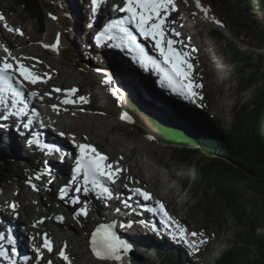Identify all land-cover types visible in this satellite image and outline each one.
Segmentation results:
<instances>
[{"label": "rangeland", "instance_id": "1", "mask_svg": "<svg viewBox=\"0 0 264 264\" xmlns=\"http://www.w3.org/2000/svg\"><path fill=\"white\" fill-rule=\"evenodd\" d=\"M40 1L44 5L46 11L45 14L47 16V26L45 31H39L40 25L37 20L28 18L23 6L16 4L13 0H0V14L2 10L8 11L11 20V22L7 24L10 27L22 29L28 37L22 39L17 33H10L5 28L4 30H6V32H8V34L15 40L21 38L22 40L27 41L31 37H34L40 39L39 41L41 42L51 43L55 41L57 34H59V20H61L64 26L62 29L64 36L62 51L59 54H54L52 52L51 54L50 52L43 53V51H39L38 55L35 54L36 56L33 57H29L27 54L23 56L20 54L18 56H21L20 58H23L24 61L30 65L36 64L37 71L43 73L49 72L51 77L53 74V78H51L50 81H55L51 84L50 89H52L53 86V89L56 88V86H62L63 89L71 88L73 86L76 88L80 87L78 89L80 91L82 90V94H78L84 96L88 95V97L90 94H98V96L105 95L106 97H109V94L113 95V90L118 93V97L121 99V105L130 113L135 126H128L118 121L117 114L119 113V107L116 106L115 101L112 102L110 99V102L107 101L106 103L104 102L105 104H101L102 102L96 98L97 100H95V102H97L98 110L101 111L99 115L96 116L100 117L101 122L103 119L105 121H103L104 123L109 124L110 133L108 135L117 139L124 145L122 148L123 151L133 153L136 144L139 143L142 146L143 150L140 154H134L132 159L129 158L132 167L135 165L140 167L139 169L135 168L134 173L142 172L143 177L141 178L143 181H140L142 183V188L145 187V190L159 193V195L164 198V202L168 204L169 208L175 213V216L179 218L178 220H185L187 226L185 225L184 228H186L187 233H189L186 240L193 242L190 244L182 241L173 233L171 235L176 238L172 237L169 234L171 231L170 229H165L168 230L169 233L163 230V223L162 221H159V217L154 216L147 220V217L141 213L139 214V217L145 221L144 226L146 227L145 235L142 236L145 245L134 242L132 243L130 241V243L136 246V249L133 251L135 252V255H132L131 258L127 259V264H160L159 253L163 251L162 249L167 247L161 246V243H164L165 240H170L171 244L178 247L180 255H184L181 250L186 252L183 260L185 264H215L219 254L222 253L223 250L229 248L233 239L234 229H221V227L224 226L225 221H228L230 225L229 215L222 206L211 203L208 199V193L198 184V172L195 167L203 158L200 155H196L190 164L179 162L175 159L176 147L164 139L156 122L152 118V114L149 112L154 110L156 106H154L153 103H155L161 104V106H164L171 112L181 115L188 119L189 122L197 126H203V128H208V126L213 123L212 120L217 122V125L223 127H229L234 122L233 107L240 99L239 85L241 84V81L239 78H236L232 65L228 63V55L224 49L223 43L213 38V35L209 34V32L210 30L213 31V29L219 31L224 40L231 42L241 52L252 57V63L259 65L264 71V44L259 41V37L256 35L249 36L242 32L235 31V29L231 28L226 23V20L221 16L219 11L220 5L238 4L243 2V0H201L202 5L210 9L207 18L198 8L195 9L196 12L198 11L197 14L199 15L197 18L200 19V21H197V30H194L189 26L185 31V35L188 38L190 37V48L197 49L196 63H198L199 68L196 77L198 82L203 85L202 91L205 96V102H203L201 106L191 103L193 107H190L191 105L188 101L184 102L182 100L180 103L190 110L191 113L184 109H178L179 106L177 107L176 104L172 103L173 101H179V99L176 98L177 96L171 94L170 98L161 87L156 85V83L158 84V79H155L152 74H149L148 72L145 73L140 66H136L132 62L127 64L123 59L125 57L123 53L121 54V52L118 51L107 52V50L98 48V46L96 47L94 44V34L96 32L93 33L88 31L89 28L92 26L94 27L95 22L93 18L87 17L86 12L84 11L85 6H87L85 2H88V0ZM189 1L191 2V0ZM115 2H117V0H113L111 5ZM111 5L109 9H113ZM106 8L107 7H104L102 10H105ZM105 11H107V9ZM262 14L263 13L258 10L251 11L253 19L261 17ZM53 15L57 17V19H52ZM213 18L220 21V23H215ZM50 25H54L53 31L50 29ZM37 60L42 61L43 63L38 64L36 63ZM55 67L63 70L65 73L70 72L76 74L77 78L82 80L87 78H84L85 76L79 74L80 70L84 72L83 68H87L88 71L92 72L93 75L97 74L98 77L96 80L88 77L87 81L89 80L93 85L91 84L90 87H83L80 83L68 82L66 79L67 74L56 76V74H54ZM95 72H98L99 74ZM106 73L114 74L118 81L112 80L111 84L105 83V76H107ZM99 79L101 81L100 83ZM65 81L70 84L63 85ZM126 82L128 83V86L126 87L129 88L124 87V83ZM99 91H102L103 94ZM50 92L52 91L50 90ZM135 97L143 99L142 104L140 103V110L137 114H134L132 111V101ZM186 104H189L190 106ZM103 111H105V113H103ZM62 112L63 110L60 108L58 118L64 117ZM64 121H66L68 126H74L72 120L65 119ZM53 130L51 129L50 131L49 129V132L59 137L58 132H55L58 131V129L55 131ZM101 131L104 132V129H101ZM15 134L16 138H18V136L21 138L19 133ZM149 136L154 137L155 140L149 142ZM84 137H87L86 141L84 140ZM19 138L17 139L18 146H22L23 148L25 146V141L22 139L19 140ZM81 140L96 145L104 154H110L111 159H113H110L111 162L119 160V157L115 156L114 158L116 152L106 141H104V139L90 137V135H83ZM0 146V155L3 153L2 151L4 149L8 148V151L13 156L12 160H15L16 163L18 162L17 164L20 170L19 175L8 173L6 168L9 167V160L4 161L0 156V196L5 192L4 189H7L8 187L12 188L11 192L8 193V191H6L5 193L8 194L0 199V206L3 207V210H10V201L18 203L17 196L25 191H31V193L34 194L33 198L36 203L44 202L46 206H49V201L53 200L59 206L63 204L58 200V197L60 196V190L58 187H55L54 185L52 187L51 185L54 190H52L50 194H45V192L40 191V185L39 187L37 185L39 190L35 191L27 183L29 177H33L32 173L28 171L30 167L27 162L29 161L22 160L20 156L18 157L15 146ZM142 158H145L151 163V169L153 170L152 173L155 175L154 178L149 179L144 177L145 165L140 164ZM39 159L42 160L41 158ZM32 161L35 164L37 163L34 159H32ZM38 166H40V164H38ZM33 181L37 182L38 180L33 179ZM120 189L126 191V194L129 196L128 200L130 199V201H133V196L136 194L133 192L134 189L130 191L129 188L124 186L120 187ZM39 192H41V194ZM40 197L42 198V201ZM141 197H139L137 201H133L135 203L133 204L135 209H140L139 206H136V202L141 203ZM208 202H210L212 206H210L208 210L211 216L207 219L202 208L204 205H207ZM43 208H45V206L43 207L42 205V209ZM21 210L20 212H22ZM54 216L52 215L51 219H53ZM61 216L63 215H59V217ZM7 218L12 220V217L7 216ZM44 218L47 220V217ZM63 218V223L69 220L74 224L72 228H70L72 232L68 231L69 234H72L73 236L76 229V234H80L86 239L88 236L90 237L91 232L96 225L93 224L84 229L82 224L85 221L90 223L88 222L87 217L86 219H76V216L73 217V215H69L68 218ZM55 219H57V217ZM99 222L97 224H99ZM176 222L180 224V221ZM19 226L23 228L22 224H19ZM142 226L143 224L140 223L138 231L141 230ZM43 231L44 230H41L39 232L38 237L40 239ZM191 232H203L204 237H192L190 235ZM32 234H30V236ZM61 239L62 238H60L58 242L62 243ZM201 239H206L207 242L200 244L199 241ZM72 246L75 247V243ZM143 246H145V248ZM66 250H68V247ZM137 257H141L143 261L138 260ZM106 263L111 264V262H104L103 264ZM83 264H87V261L84 260Z\"/></svg>", "mask_w": 264, "mask_h": 264}, {"label": "bare ground", "instance_id": "2", "mask_svg": "<svg viewBox=\"0 0 264 264\" xmlns=\"http://www.w3.org/2000/svg\"><path fill=\"white\" fill-rule=\"evenodd\" d=\"M85 4L87 6H85L84 11L86 12L87 17L93 18L95 22L94 27L92 26L91 28H89L88 31L93 32V33L96 32L94 34V36H96L99 29L102 28L106 24V21L108 22L112 18H114L113 14H115V12L112 9H109L108 7L106 8L107 11H105L106 9L102 10L104 9V6H99L94 9L93 6L91 5V0H88V2H85ZM181 4H182L181 12H183L184 15L188 17V19H185V17H183L181 22L178 23L181 25V28L179 29V31L183 33L187 30L189 26L192 27V29L197 30V26H198L197 21L198 20L200 21V19L197 18L199 15L197 14L198 11L196 12L195 10L196 9L195 0H191V2L187 0V4H185L184 2H182ZM192 13H195V15H192ZM1 14L5 16L6 20L3 22H0V61L3 59V57L7 58L9 55L8 53L4 51L5 47L9 49L11 56L16 57V58L21 57L25 54H27L29 57H33V56L38 55L39 51H43V53L50 52L51 54L50 49L43 47V45L52 44V43H55V41L51 43L41 42L39 41L40 39H37L34 37H31L27 41H24L21 38L15 40L8 34V32H6V30H4V27H3V24L5 22L8 24L11 22L8 11L2 10ZM60 21L61 20H59V25H60L59 34H60V39H61L60 53H61L62 47H63V41H64V36H63V31H62L64 26H63V22L62 21L60 22ZM88 22H89V19H88ZM53 27L54 25H50V29L52 31H53ZM27 37L28 36L25 34V38ZM180 39L183 40L185 44H189V41L187 40L188 38H186V36ZM116 42L118 41H115L110 44H105L103 46H99L96 44V41H95L94 44L96 45V47L98 46V48L107 50V52L108 51L121 52V54L123 53L125 55V57L123 56L124 58L122 57L123 59H127L129 60V62H132L136 66H139L140 64L139 60L135 58L131 60L129 56H127V52L125 51L126 49L117 47ZM152 52L154 51L152 50ZM20 54L21 56H18ZM195 57H197L196 52L192 53V59H194ZM22 61H24L23 58H22ZM83 69H84V72L80 70L79 74H82L83 76H85L84 78L89 77L91 79L96 80V78L98 77L97 74L93 75L92 72L88 71L87 68H83ZM149 70L150 71L148 70H144V71L145 73L148 72L150 74L152 69L150 68ZM54 74H56V76L67 74L66 79L68 80V82L69 81L77 82L83 85V87H88V86L90 87V85L92 84L89 80L87 81V78L83 80L78 79L76 74H72L70 72L65 73L63 70H60L56 67H55ZM52 78H53V74H52ZM53 81L55 80L48 81L47 85L45 86L44 85L40 86L41 87L40 93H43V94L49 93L50 90L48 86L50 87ZM114 81H118V79L116 78ZM68 82L65 81L63 85L70 84ZM124 85H125L124 87H126L128 86V83L126 82L124 83ZM156 85H158V87H161L162 90L165 91L170 96V98H171V94H174L175 96H177L176 98L179 99V101L178 102L173 101L172 103L176 104L177 107L179 106L178 109L180 110L184 109L191 113L190 110H188L185 106H183L180 103L182 100L184 102H187V100L184 99L182 95L180 94L176 95V93L172 91L170 88H168L167 86L162 87L160 80L158 81V84L156 83ZM57 88L63 89L62 86H58ZM77 88H80V87H77ZM126 88H129V87H126ZM99 92L103 94L102 91H99ZM80 94H82V90L80 91ZM80 94H77V95H80ZM52 95L53 97H49L45 95L46 96L45 103H41L39 101L31 99V97L28 95L23 101V103H19L17 105V109H14V110H18L19 108L25 107L26 114L21 115L20 117H10L8 121H3V123L7 124L8 127L4 129H0V145H7V147L15 146L16 152H17L16 154L18 155V157L20 156L22 160L29 161L31 159H34L35 162L37 161L36 164H40L43 167V170H44L43 173H45L44 177L41 178L40 181H37V182L32 181L33 183L38 185V187L40 185L39 187L40 191L45 192V194L47 193L50 194L52 190H54V188H52L53 185L55 187H58V189L60 190L62 186L66 183L65 181L66 179L63 178L64 174L68 173L71 169V164L64 157V154L55 149L56 146L63 145L64 143L66 144V141L64 142V140L60 136L61 132L65 133L66 137H68L67 146H68V149H70L71 151H73L75 148L72 142V135L75 136V139L77 142H85L81 140V137L83 135H86V136L90 135V137L104 139V141H106L109 144V146H111L116 152V154L114 155V158L115 156L119 157L118 162L120 161L119 162L120 167L122 169L124 168V171L120 174L121 181L123 184L121 185V187L124 186L126 188H129L130 191H132V189L142 188L141 186L142 183L140 182V181H143L141 178L143 177L142 172L141 173L138 172L139 174L137 172L134 173V169L135 168L139 169L140 167L137 165L132 167L131 162H129V158L132 159L134 157V154H140L142 152L143 150L142 146L139 143L136 144L133 153L128 152V151L127 152L123 151L122 148L124 147V145L120 143V141H118L117 139H114L108 135L110 133L109 124L104 123L105 121L103 119L101 122L100 117L96 116V115H99L101 111L98 110L99 108L97 107V104H96L97 102H95V100L99 99L100 102H102L101 104H105L107 101L110 102L109 100L110 98L106 97L105 95L98 96V94L96 95L90 94L89 97L88 95H86L89 98V101H90L89 103L83 104V105L81 104L60 105V108H62L63 110L62 113L64 117L58 118L59 115L56 112V114L53 116V120L48 121L47 119L48 114L46 112V106L50 107V105L52 104H59V100L63 99L62 93L53 92ZM10 99H12L11 96H10ZM188 102L191 105L190 102L192 101L188 100ZM24 103H26V105H24ZM200 103L203 104V102H200ZM189 104H186V105H189ZM33 107L35 109V112L39 113V115H36L33 112L32 110ZM190 107H193V106L191 105ZM64 108H67V111H64ZM81 108L83 109V111L80 110ZM4 111H6L5 107L4 106L0 107V113ZM103 113H105V111H103ZM65 119L72 120L74 122V126L72 127L68 126L66 124V121H64ZM29 120L32 121L31 125L29 127H24V125L27 124ZM41 122H44V126L43 128L40 129L39 125ZM49 129L50 131L51 129L52 130L54 129L53 131L58 129V131H55V132H58L59 137L49 132ZM101 129H104V132L101 131ZM15 133L17 134L19 133L21 135V138H19L18 136L19 140L22 139L25 141L24 143L25 146L23 148L22 146H18V141H17L18 138L15 137L16 135ZM31 139L33 141H39L40 143H42V146H37L36 143H33L30 145L28 141ZM68 141H69V144H68ZM48 146L51 147L50 150L47 148ZM34 155L37 157H34ZM106 155L109 157V159H111L110 154L107 153ZM39 158H41L42 160H40ZM140 164L145 165L144 166L145 167V171H144L145 178L147 177L150 179V178L155 177V175H153L152 173L153 170L151 169L152 166L149 161H147L145 158H142V161ZM36 171L41 172L39 169ZM112 190L115 195L111 197H106V198H99V197L96 198L95 192H91L89 195H82L83 199L81 200V204L78 207L73 205L68 200V198L64 202L59 201L60 203H63L60 206L57 205L56 202L53 200L49 201V206H46L44 202L36 203L33 198L34 194H32L31 191L29 192L25 191L24 193L19 194L17 196L18 203L22 205V210L20 209L22 212H20L19 210L18 213L16 214V212H12L11 210H3V207L0 206V216L2 219V223L0 221V232H4L5 234H7L8 230L10 229L13 236L14 234L17 235V238H15L16 243L14 247L16 249L18 248L17 250L26 252L29 255H31L32 253V252L30 253L29 250H31L30 243L32 242L33 237H35V239L33 240L35 241L36 246L41 245L42 239H43V233H47L49 238L53 241L54 251L52 253H48L46 249H43V248L41 249L42 254L46 255L44 264H47L48 260H54L53 261L54 264H65V262L62 259H60L58 256L59 250L62 247H64L65 243L67 244V247H68V250H66L67 254L72 258L73 264H83L84 260L87 261V264H99V263L103 264L105 261L98 260L95 257V255L91 252L90 243H89L91 235L90 237L88 236V238L86 239L82 235L76 234V229H75V233L72 236V234H69L68 231L72 232L70 228H72V226L74 225L73 222L68 220L67 222L65 221V223H63V222L58 221L55 218L59 217V215H63L61 217H65V218H68L69 215H73V217H75L74 213L76 212V210L81 208L82 206H85L86 204L88 215L87 216H83V215L76 216V219H81V218L86 219V217L88 218V222L90 223H87V221H85L82 224V227L84 229H86V227L88 228L89 226H92L93 224H96L95 226H97L98 225L97 223L99 221H101L99 223L108 222V223L113 224L115 226L114 231L117 234L119 233L121 236L119 234L118 235L121 238L123 239L125 238V240L128 239L127 241H129V243L131 241L132 243L134 242L137 244L139 243V244L145 245L144 243L145 241L143 240V237H142L143 235H145V228H146L144 226L145 221L139 217V214L142 213L145 216V214L147 215V213H145L144 210H140L138 208L135 209L133 205L135 204L133 201L134 200L137 201L139 197L141 196L135 194V192L133 191L135 195L133 196V199H132L133 201H130V199L128 200L129 196L128 194H126V191H122L120 188L116 189V187L115 188L113 187ZM4 191L5 192L8 191L9 193L12 191V188L8 187L7 189H4ZM5 192L3 193V195L0 196V199H2L1 197H4V195L8 194ZM41 192L39 193L41 194ZM148 192L151 194V196H153L152 200L154 199L153 202L155 203L154 204L155 210L150 211L151 213L149 212L148 215L149 214L153 215V217L158 216L159 219L163 223V226H162L163 230L170 229L171 230L170 233L171 234L173 233L175 236L178 237L177 226H181L183 228L185 227V225L187 226V224L185 223V220L184 219L178 220L179 218L175 216V213L172 211V209L169 208L168 204L164 202V198H162L159 195V193L157 192L155 193L151 190H148ZM141 199H142L141 203H143L144 205L151 204L150 203L151 201L146 202L145 199L142 197ZM41 201H42V198H41ZM156 202L157 203L162 202L164 204L163 210H161V207H159ZM10 203H12V201H10ZM42 205L43 207L45 206V208L42 209ZM117 209H119V211H117ZM165 212L167 214L168 213L171 214L170 220H168L165 217L164 215ZM52 215L53 216L55 215L53 219H51ZM7 216L12 217V220H9ZM44 217H47V220H45ZM41 219H43V223H38ZM176 221H180V224ZM129 223H133L132 226H129ZM140 223H142L143 226L141 230L138 231V229L140 228ZM19 224H22L23 228L20 227ZM41 230H44V231L43 233H41V239H40L38 235ZM168 230H165V231L169 233ZM30 234L32 235L30 236ZM60 238H62L61 239L62 243L58 242ZM74 243H75V247L72 246ZM8 247L12 248L13 245L8 244ZM143 247L145 248V246ZM32 258L38 259L37 256L35 255H33ZM127 259L128 257L124 259V264L128 263ZM111 264H120V263H114L113 261L111 262Z\"/></svg>", "mask_w": 264, "mask_h": 264}, {"label": "trees", "instance_id": "3", "mask_svg": "<svg viewBox=\"0 0 264 264\" xmlns=\"http://www.w3.org/2000/svg\"><path fill=\"white\" fill-rule=\"evenodd\" d=\"M13 1L23 6L28 18L37 20L40 31H45L47 16L40 0ZM253 10L262 16L253 19ZM219 11L235 31L256 35L264 44V0L220 5ZM209 34L223 43L228 63L241 81L240 99L233 107L234 122L223 127L212 120L208 128H203L161 106L149 113L164 139L176 147L180 161L189 164L195 154L203 158L195 167L198 184L208 193L209 201L222 206L229 215L230 225L225 221L221 229H234L233 239L215 264H264V71L252 63V57L224 40L219 31L213 29ZM142 100L135 97L132 101L134 114L139 112ZM8 150L0 155L4 161L9 160L6 171L19 175L18 162L12 160ZM210 202L202 208L207 219L211 216ZM161 246L167 247L159 253L160 264H185L184 250L180 255L170 240Z\"/></svg>", "mask_w": 264, "mask_h": 264}, {"label": "snow or ice", "instance_id": "4", "mask_svg": "<svg viewBox=\"0 0 264 264\" xmlns=\"http://www.w3.org/2000/svg\"><path fill=\"white\" fill-rule=\"evenodd\" d=\"M104 0H91L93 8H97L103 4ZM187 4V0H183ZM195 6L201 12L204 13L207 18L210 11L209 8L204 7L201 0H195ZM115 10L124 15L120 18H114L108 21L103 29L99 31L95 37L96 43L100 44L102 41H113L118 40L119 44L117 47L127 48L129 51L137 53L139 62L142 67H146L151 64L153 68L160 74L161 86H167L172 91L182 95L185 99L195 100L203 99L200 93L197 91L201 89L203 85L197 83L193 79V68L194 65L191 63L192 53L196 52L197 49L190 48L189 44H185L183 40L179 39L181 33L175 28L171 27L174 24L175 18L172 16L173 13L178 11L176 0H122V6L117 5ZM195 15V13H192ZM52 19H57L53 16ZM214 22L219 24L220 21L215 20ZM6 18L3 14H0V22L5 21ZM3 27L10 33L14 32L20 36L24 35V32L20 28L10 27L6 22ZM147 41L156 50L160 60L154 59L148 55L146 46L140 42L138 36ZM61 44L60 34H57L55 43L44 44L43 47L51 48L55 51H59ZM180 45V48H177ZM188 48V51L183 49ZM4 51L8 53V57L0 61V106H4L6 111L0 113V129L7 128L8 125L3 121H8L10 117H20L25 115V108L17 109L19 103H23V97L25 96V89L29 85H37L38 83H47L51 80V74L44 72L42 74L36 71V64L26 65L21 59L11 56L9 49L4 48ZM35 59V58H31ZM11 60V62H9ZM36 63L42 64V61L37 60ZM15 81V85L13 84ZM107 84L112 83V77L109 75L104 81ZM62 93L63 99L59 100V104H52L50 107L53 111L59 113L60 105H73V104H87L89 98L84 95H77L79 89L71 87L67 89L54 88L52 92L45 93L44 95L51 97L52 93ZM5 93H10L11 101H6L4 98ZM114 96H117L115 90L112 91ZM28 95L35 98L38 93L30 92ZM43 96L40 97L43 100ZM117 99L119 97L117 96ZM83 111V109H80ZM67 111V108H64ZM33 112L36 115L39 113ZM74 114V113H73ZM121 120L129 123L133 122L132 117L127 112H122L120 117ZM32 121L29 120L24 127H29ZM19 130V129H18ZM61 136L65 133L61 132ZM71 135V134H70ZM148 139H155L149 136ZM87 140V137H84ZM72 142L74 147L77 149V154L74 156V167L71 171V180L63 188L60 189L61 200H64L69 191V185H75V192L88 195L90 192H95L99 198H106L111 196L109 187L105 184V181L115 184L120 178V174L124 171L119 165V162H110L109 157L99 151L94 145L86 142H77L75 136L72 135ZM28 143L31 145L36 143L39 146V141L29 140ZM122 159V158H121ZM44 173L38 172L34 177H29L27 183L32 187L33 190L38 191L37 185L33 183V179L40 180ZM82 181V183H81ZM50 182V181H49ZM137 195L142 196L145 200L151 199V194L147 191H143L140 188L133 190ZM73 205L79 204L80 196L76 195L70 201ZM127 206V205H126ZM13 210L16 209L17 205L15 202L9 205ZM163 210V206H161ZM119 211V209H117ZM87 216L88 211L86 204L81 208L77 209L74 216ZM165 217L170 220L168 214L164 213ZM58 221L63 222V217H57ZM38 223H43L41 219ZM35 226V225H34ZM130 226V225H129ZM113 224H100L91 233L90 237V249L95 257L101 261H119L120 264H124V258L132 250V245L126 240L121 239L114 231ZM178 238L182 241L192 244V241H187L186 236L189 235L187 230L181 226H177ZM192 237H204V233L191 232ZM35 239V237H33ZM6 240L9 245L13 247L5 249L4 245L0 243V257L10 261V264H15V261L11 260L9 251L15 255L16 248L14 247L16 240L8 230V233L0 232V241ZM206 239H201L200 244L206 243ZM195 247V245L193 244ZM46 249L48 253L53 252V241L49 238L47 233H43L42 244L34 246V251L39 259H43L41 249ZM67 244L62 247L58 256L62 259L65 264H73L72 258L67 254ZM198 250V249H197ZM25 261L29 258L24 257ZM47 264H53L52 260H48Z\"/></svg>", "mask_w": 264, "mask_h": 264}, {"label": "water", "instance_id": "5", "mask_svg": "<svg viewBox=\"0 0 264 264\" xmlns=\"http://www.w3.org/2000/svg\"><path fill=\"white\" fill-rule=\"evenodd\" d=\"M116 55H119V54H116ZM124 60H125V62H126L127 64H130L129 61H128L127 59H124ZM95 73H98V72H95ZM98 74H99V73H98ZM106 74H107V76H105V79H107V77H108L109 75H111L113 81L116 79V77H115L114 74H112V73H110V74L106 73ZM152 75H153V77H154L155 79H156V78L159 79L158 75H156V74H152ZM100 82H101V81H100V79H99V83H100ZM104 93H105V92H104ZM105 94H106V93H105ZM106 95H107V94H106ZM108 96L110 97V100H111L112 102L115 101L116 106L119 107V110H118L119 113L117 114V119H118V121H119L120 123H122V124H126V125H128V126H132V127H134V126H135V123H134V122L129 123V122L124 121V120H121V119L119 118L122 112H127L129 115H130V113L127 111V109L123 108V106L121 105V101H120L121 99H120V98L117 99L118 93H117V96H114V95H111V94H109ZM109 97H108V98H109ZM152 103H153V102H152ZM153 105L156 106V107H160V106H161V104H155V103H153ZM161 107H164V106H161ZM164 108H165V107H164ZM154 140H155V139H151V140L148 139L149 142H153ZM175 153H176V158H175V159H177L179 162H182V161H180V160L178 159L177 152H176V148H175ZM196 155H199V154H195L194 156H196ZM194 156H193L192 159H194ZM192 159H191V162H192ZM184 163H188V162H184ZM189 164H190V163H189ZM133 255H135V252L133 253ZM137 259L143 261L141 257H137Z\"/></svg>", "mask_w": 264, "mask_h": 264}]
</instances>
